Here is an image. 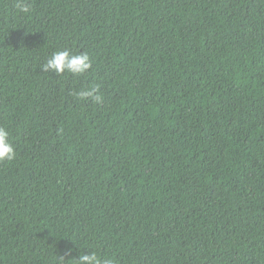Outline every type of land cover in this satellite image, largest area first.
<instances>
[{
	"label": "trees",
	"instance_id": "trees-1",
	"mask_svg": "<svg viewBox=\"0 0 264 264\" xmlns=\"http://www.w3.org/2000/svg\"><path fill=\"white\" fill-rule=\"evenodd\" d=\"M0 264H264V0H0Z\"/></svg>",
	"mask_w": 264,
	"mask_h": 264
}]
</instances>
